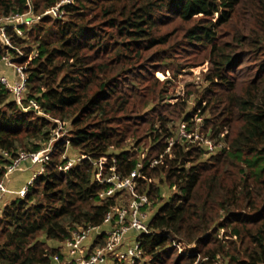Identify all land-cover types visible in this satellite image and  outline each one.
<instances>
[{"label": "trees", "instance_id": "1", "mask_svg": "<svg viewBox=\"0 0 264 264\" xmlns=\"http://www.w3.org/2000/svg\"><path fill=\"white\" fill-rule=\"evenodd\" d=\"M59 1L0 0V19ZM65 8V19L42 17L23 35L8 28L24 53L18 62H29L23 103L34 98L42 113L24 110L0 85V182L9 183L20 151L48 145L55 120L71 128L28 194L8 186L0 200V264H50L79 227L103 225L117 202L100 197L108 186L91 159L112 155L122 175L143 162L137 192L152 202L178 189L151 218L154 233L139 236L149 260L137 264H264V0H76ZM7 53L18 55L0 45V60ZM206 61L209 86L194 112L205 116L203 135L229 146L210 156L177 136L179 122L196 127L190 92L166 102L156 77ZM71 149L91 159L63 172Z\"/></svg>", "mask_w": 264, "mask_h": 264}, {"label": "built area", "instance_id": "2", "mask_svg": "<svg viewBox=\"0 0 264 264\" xmlns=\"http://www.w3.org/2000/svg\"><path fill=\"white\" fill-rule=\"evenodd\" d=\"M76 0H60L56 5L47 9L41 14H36L29 11L25 14H16L10 17L0 19V45L15 49L18 52L16 57L10 53L0 60V85L5 86L13 95L17 103L23 106L24 110L33 109L41 112L38 102L34 98L28 100V104L24 105V96L27 91V83L30 75L28 72V64L19 63L18 61L24 57L21 49L14 46L11 37L8 34V28H12L18 35H23L22 27L32 26L35 22L40 21L42 17L52 16L54 18H64L66 15V6L75 3ZM5 67L13 71V80L9 79L7 75L1 71ZM57 127L53 130L52 138L48 145L38 152L34 153H20L19 157L7 167V175L9 176L14 171L20 170L22 163L28 161L33 165L40 167L38 174L44 172L45 166L49 164L54 150L58 143L63 142L69 144V136L64 128L65 122L55 120ZM200 123V124H199ZM204 123L201 118L197 119L196 127L189 128L187 122H182L178 131V139L186 140L189 143H199L205 149V155L221 152L229 148L228 144L223 140L225 134L221 135V140L216 141L201 133ZM174 140L170 142V146ZM167 152L171 153V147H168ZM8 155L7 152H4ZM67 162L59 169L63 172L70 170L75 163L88 156H81L71 158L64 155ZM109 159L112 164H109ZM96 166L95 178L100 184L107 185V189L100 193L102 199L113 198L117 204L112 207L104 219L101 226H87L79 227L77 231L72 233V237L62 243V253L65 257L61 258L58 254L52 257L50 264H105L110 260H118L126 264H137L138 262H145L149 257L144 255L141 248L140 237L143 234H153L150 228L149 207L154 203L150 200L147 194H139L137 192V179L141 177V170L143 162L138 163V167L134 169L129 175H122L117 168L116 157L103 156L98 160L91 159ZM159 161L154 160L151 166H154ZM20 189V196L24 197L28 194L29 188L32 186L35 177ZM177 187L172 188V192H177ZM8 192L7 180L0 182V199ZM108 227V228H105ZM133 234L131 241H128V235ZM102 235H105L103 245L94 247L96 240ZM181 245L174 242V245ZM191 248H195L194 245ZM181 249V248H180ZM182 250V249H181ZM179 254H191L188 252Z\"/></svg>", "mask_w": 264, "mask_h": 264}, {"label": "rangeland", "instance_id": "3", "mask_svg": "<svg viewBox=\"0 0 264 264\" xmlns=\"http://www.w3.org/2000/svg\"><path fill=\"white\" fill-rule=\"evenodd\" d=\"M29 28H31V26H29L28 29ZM33 57L34 56L32 54V56L29 59H32ZM210 66L211 65L209 64V62L206 61V63H204V64H189V65L183 66L179 71H177L175 73L169 69L166 72H163L160 70L156 71V77L161 82H164L165 86L167 88L168 93H167V97L165 98L166 102H170L172 104H175L176 102L179 101V99L181 97H185L187 95V93L190 92L191 96H190V99L188 102L189 103L188 107H189L190 112L192 114H194L193 121L195 123L197 122L198 118H201V122H203L205 124V121H204L205 116H198L197 113L195 114L194 110L197 107V96L199 97L201 92L203 91V89L209 86V83L205 79V76L207 75ZM1 71L4 72L9 79L13 80V71L11 69H9V68L5 67V65H3V67L1 68ZM198 90L200 91V93H198ZM198 112H199V110H198ZM64 122H65L64 128L66 129L67 135L70 136L69 135V131L71 128L70 123H69V121H64ZM181 123L179 122L177 124L178 125V127H177L178 131H179ZM33 142L40 143L41 141L35 140ZM43 145L47 146L45 143H43ZM132 145H133V142L129 141L128 146H132ZM22 152H24V151H20V153H22ZM76 155L79 156V152L74 150V149H71L69 152V155H67V156H69L71 158H75V157H77ZM141 158H143V157H141ZM22 166L26 167L27 166L26 162H24L22 164ZM38 170H39V168L35 169L34 171H38ZM32 175H33V172L28 173L27 171L26 172L16 171L15 173H13L11 175L8 186L14 190L21 189L25 184H27L29 182V179H31ZM163 191H164V193H166L167 198H164V200L156 201V203H153L149 207V218L150 219L155 215V213L158 211V209L161 207V205L165 201H167L168 197L171 194H173L172 190H169L167 187L164 188ZM4 199H0V200H4ZM5 200H8V198ZM105 228H108V227H105ZM223 232H224V230H221V234H223ZM127 237H128V241L130 242L131 239L133 238V234H129ZM49 244L50 245H57V243L55 241H49ZM174 247L177 248L178 252L181 249H182L181 250L182 253L187 252L186 248L183 245L177 244V246L174 245ZM192 249H195V248H192ZM64 257H65V255H64Z\"/></svg>", "mask_w": 264, "mask_h": 264}, {"label": "crops", "instance_id": "4", "mask_svg": "<svg viewBox=\"0 0 264 264\" xmlns=\"http://www.w3.org/2000/svg\"><path fill=\"white\" fill-rule=\"evenodd\" d=\"M26 164H27V166L26 167H24V166H22L21 167V169L20 170H18V171H20V172H28V173H30V172H33V175H32V177H31V179L33 178V176H34V174H38V172L40 171V167L39 166H37V165H33V164H31L30 162H26ZM37 168H39V170L38 171H34L35 169H37ZM31 179H29V181L31 180ZM8 183V182H7ZM26 185V184H25ZM24 185V186H25ZM23 186V187H24ZM10 188V187H9ZM20 188V187H19ZM11 189V188H10ZM11 190H14V189H11ZM16 190H20V189H16ZM4 204H6V203H4Z\"/></svg>", "mask_w": 264, "mask_h": 264}]
</instances>
